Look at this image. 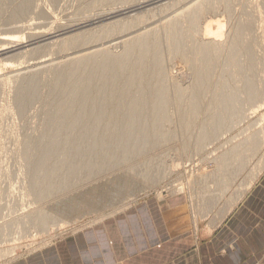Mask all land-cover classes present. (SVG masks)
<instances>
[{
  "label": "rangeland",
  "instance_id": "1",
  "mask_svg": "<svg viewBox=\"0 0 264 264\" xmlns=\"http://www.w3.org/2000/svg\"><path fill=\"white\" fill-rule=\"evenodd\" d=\"M212 1L210 5L214 7L201 15L197 28H202L210 19H218L222 26L221 41L227 42L234 27L249 24L245 41L253 44V84L264 93V0H228L227 10L219 1ZM198 3L206 2L0 0V39L6 34L17 39L13 44H4L6 49L0 50V264L34 253L68 233L119 211L147 201L158 203L176 195H185L188 214L196 222H205L212 214L219 222L222 219L219 215L224 217L261 175L264 170V95L249 102L240 78L228 81V85L235 88L237 106L223 124L211 126L217 113V101L212 92L217 78L213 77L207 88H201L197 119L188 128L182 127L186 112L193 104L191 92L196 74L193 71L201 61L192 59L187 48L180 54L170 51L165 29L174 16H180L178 29L184 31L188 17L183 15ZM20 8L23 11L18 13ZM212 29H216L215 24ZM41 31L46 35L34 36ZM139 35L157 41L162 60L158 73L164 77L168 104L159 117L162 119L159 129L146 130L159 132L158 138L134 140L136 148L131 153H125L119 143L109 142L110 146L105 143L102 148L98 143L99 135L114 136V133H97L98 157L110 156L108 162L103 159L102 163L96 160L93 151L85 150L86 139L92 135L84 131L96 127L95 121L100 117L97 114L103 105H99L100 101L89 103L93 109L83 118L86 123L78 127L80 133L67 135L68 126H55L53 123L57 121L51 120L56 114L57 102L52 98V86L60 70L67 73L74 57L103 51L122 55L129 39ZM74 38L78 41L64 46ZM245 57V54L239 57L242 64L248 62ZM223 58L215 69L216 76L225 68L227 59ZM85 74H89L93 84L98 83L95 69ZM146 79L148 86L141 99L145 107L150 100L147 93L158 91L153 70ZM26 91L29 97L22 98ZM112 110L108 104L103 117L108 118ZM153 121L148 113L143 120L148 125ZM53 131L57 132L53 133L55 136L50 134ZM77 141L84 150L75 151ZM45 149L51 150L49 154L54 159V154L60 150L59 159L71 153L70 163L79 168L60 169L53 179L47 168L36 171L35 162ZM224 156L229 159L222 163Z\"/></svg>",
  "mask_w": 264,
  "mask_h": 264
},
{
  "label": "bare ground",
  "instance_id": "2",
  "mask_svg": "<svg viewBox=\"0 0 264 264\" xmlns=\"http://www.w3.org/2000/svg\"><path fill=\"white\" fill-rule=\"evenodd\" d=\"M211 1L212 0H205L207 4L198 3L197 6L195 5L196 7L193 6L194 8L185 11L186 13L183 11L185 13H182L184 14L183 16H186V18L188 17V27L184 29V31H179L178 29L179 14L176 16L178 18H175L173 15L174 19L166 23L167 25L165 31L167 46L170 51L180 54L183 49L187 48L190 49L192 59L198 58L200 59L199 61H201L200 66L196 67L195 71H193L196 73L195 84L191 92L193 104L187 110L185 115L186 118L182 122V127L184 128H188V126L197 119L196 115L198 107L201 104L199 101L201 88H207V84L210 83V80L213 77L217 78V84L212 90L217 101L215 103L217 113L216 116L212 118V127L223 124L224 120L228 117L230 118V116L236 111L237 105L234 103L237 102V98L236 94L233 92L235 88L233 87L234 89H232V87L228 85V81L230 82L231 78H240L241 81H243V86L247 92L246 99L249 102H253L259 96L261 97L264 95L263 91L257 89L253 84L252 75L255 67L254 58L251 55L253 44H251L250 41H245V32L249 29V24H239L234 27V31L232 30L233 33L232 31H229L228 33L232 34H230L231 37L227 36L230 37L227 42H223L225 40L221 41L222 26L218 19H210L206 21L202 28L200 27L201 29L197 28L198 19L201 15L205 13L207 9H212L214 7V5H211L215 3L213 1L212 3ZM216 1L223 4V7L226 8L225 10L229 9L230 1ZM210 3L212 4L210 5ZM17 10L18 13H21L23 8ZM213 24H215V30L212 29ZM41 35H46V32H36V35L34 36L41 37ZM0 40L3 43L1 44L2 47L0 45V50L6 49L4 44H13V42L17 41L16 36L7 34L2 36ZM75 41L78 40H75L74 38L71 39L68 44L64 43L65 45H63L68 47L71 45L70 43L73 44ZM126 47L127 50L122 55H110L103 51L100 54L85 53L84 55L77 56L76 58L74 57V59L70 61L71 67L68 71L66 70L67 73H64L65 70H60L57 74V79L52 86L53 89L51 92H53L52 95L54 94L52 98L57 102L55 105L56 114L51 118V120L57 121L53 123L55 126H59V124L68 126L69 130H66L65 132L67 135H76L80 133L78 127L86 123V121H83V118H87L89 109H93L92 106L88 105L89 103L96 104V102L100 101L99 105H103V108L97 114L98 117L102 116L101 119L100 117L98 121L96 120L97 118L95 119L96 121L94 126L96 127H90L84 131V133L92 135V137H88V139H86L88 147L86 146L85 150L89 149L93 151V156L96 160L101 162L103 159L108 162V157L110 156L102 154V157H98L95 148V140L98 138L99 133L102 134L110 131L114 133V136L105 133L102 136L99 135L98 143L102 148H104L103 145L105 143L106 146H110L109 142L112 144L119 143L120 145H123L122 147L124 148L123 151H125V153H131L135 151L134 148H136L133 143L134 140H145L147 138L150 140V138H158L159 132H147L146 130L148 128L159 129L162 123V119L159 117L168 104L166 101V90L164 89V77L158 73V70L162 66V60L160 58L157 41L149 36H140L135 37L132 40L129 39L126 43ZM241 54H245L247 57V64H242L240 61L239 57ZM149 55L150 57L148 58ZM223 56L227 59L225 60V68H223L222 74L219 72L220 74H217L216 76L215 69L218 67V63L221 61V57ZM225 58H223V60ZM89 69H95V71L98 72L99 81L97 84H93L90 80L89 74H85ZM152 70L155 85L158 86V91L155 93L151 90L147 93V97L150 98V100L147 101L148 106L145 107V105L141 103V99L142 94L146 91L145 88L148 86V79L146 78L150 77ZM179 92H182V90L179 89ZM29 95V91L23 92L22 98H27ZM108 104H110V107H112L113 110L108 112L109 114L107 115L109 116L106 118L103 117L105 114L104 108L107 107ZM257 105L256 108L258 109L259 106L257 107ZM249 111L251 110H248V112ZM147 113L148 117L154 120L150 125L143 122ZM124 123L130 126H126ZM99 125H102V127L99 128ZM124 131L129 132V134L123 133ZM53 133L57 134L56 131H53L50 134ZM61 142L62 141H59L58 143ZM54 143L53 145H55ZM81 146L80 141H77L74 147L75 151L79 152L84 150L83 148H80ZM254 146L255 144H253V147ZM50 151L45 149L43 156L37 159L35 162L37 164L36 171L42 169L45 170L47 168L49 169V177L52 178L53 176H57L56 173H58L60 169L62 170L65 168V170L72 171L74 168L78 167L77 165L72 166L70 163L69 155L71 153H69V151V154L65 155L62 159L57 158V156H60V152H62L61 150L59 153L54 154L56 159L51 157L52 154H49ZM72 154H74V150ZM234 154L239 155L238 153H233L232 155ZM222 159V163H224L229 158L224 156ZM97 163L98 162H96V164ZM70 173L72 174V172ZM70 173L68 174L70 175ZM36 177L38 176L36 175ZM36 215H34L33 218Z\"/></svg>",
  "mask_w": 264,
  "mask_h": 264
},
{
  "label": "crops",
  "instance_id": "3",
  "mask_svg": "<svg viewBox=\"0 0 264 264\" xmlns=\"http://www.w3.org/2000/svg\"><path fill=\"white\" fill-rule=\"evenodd\" d=\"M184 198L137 204L8 264H264V170L219 222L191 219Z\"/></svg>",
  "mask_w": 264,
  "mask_h": 264
}]
</instances>
